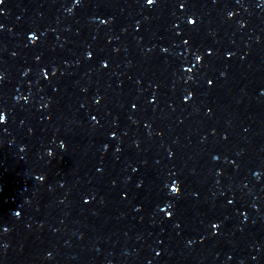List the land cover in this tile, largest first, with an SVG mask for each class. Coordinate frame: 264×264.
Masks as SVG:
<instances>
[{"label": "water", "instance_id": "water-1", "mask_svg": "<svg viewBox=\"0 0 264 264\" xmlns=\"http://www.w3.org/2000/svg\"><path fill=\"white\" fill-rule=\"evenodd\" d=\"M0 25V264H264V0H3Z\"/></svg>", "mask_w": 264, "mask_h": 264}, {"label": "snow or ice", "instance_id": "snow-or-ice-1", "mask_svg": "<svg viewBox=\"0 0 264 264\" xmlns=\"http://www.w3.org/2000/svg\"><path fill=\"white\" fill-rule=\"evenodd\" d=\"M0 3H3V0H0ZM144 3H146L147 5H153V4L155 3V0H144ZM180 7H181V8L185 7V4H184L183 2H181ZM228 15L231 16L232 13H228ZM187 23H188L189 25L193 24V19H192L191 17H189V18L187 19ZM0 27H2V25H0ZM34 38H35L34 36H31V39H34ZM184 43L187 44L188 42H187V41H184ZM195 59H196L197 61H199V60L201 59V57H200L199 55H196V56H195ZM188 71H191V69H188ZM0 78H2V76H0ZM189 78H191V77H189ZM209 83H211V81H209ZM189 95H191V93H189ZM4 121H5V115H4V112H3V111H0V123H3ZM62 146H63V145H61V147H62ZM169 190H170V193H171V194H175V193L178 192V188H177V186L175 185V182H173V184L171 185V187H170ZM86 202H87V201H86ZM166 207L170 208V207H172V206H171V205H167ZM17 215H18V213H17ZM164 215H166V216H170L171 213L165 212ZM216 227H217V225H215V224L212 225V228H216Z\"/></svg>", "mask_w": 264, "mask_h": 264}, {"label": "clouds", "instance_id": "clouds-1", "mask_svg": "<svg viewBox=\"0 0 264 264\" xmlns=\"http://www.w3.org/2000/svg\"><path fill=\"white\" fill-rule=\"evenodd\" d=\"M0 247H6V245H0Z\"/></svg>", "mask_w": 264, "mask_h": 264}]
</instances>
